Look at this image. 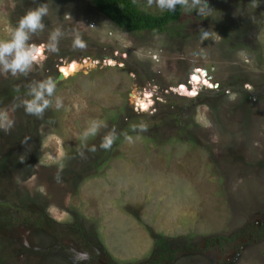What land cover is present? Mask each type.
Returning a JSON list of instances; mask_svg holds the SVG:
<instances>
[{"label":"rangeland","instance_id":"1","mask_svg":"<svg viewBox=\"0 0 264 264\" xmlns=\"http://www.w3.org/2000/svg\"><path fill=\"white\" fill-rule=\"evenodd\" d=\"M40 3L46 27L30 42L61 27L59 51L27 77L0 74L10 102L0 109L14 120L0 140L25 126L34 142L23 163L0 162V208L28 219L0 231V264H72L73 249L89 253L82 264H156L167 250L174 258L163 264H264V2L208 0L211 16L181 9L156 33L116 27L91 0H0V39ZM76 34L85 48L72 47ZM58 71L64 79L42 118L11 111L29 83ZM92 119L108 124L86 142L95 152L79 140ZM132 120L148 130L125 133ZM113 127L120 140L101 149Z\"/></svg>","mask_w":264,"mask_h":264},{"label":"clouds","instance_id":"2","mask_svg":"<svg viewBox=\"0 0 264 264\" xmlns=\"http://www.w3.org/2000/svg\"><path fill=\"white\" fill-rule=\"evenodd\" d=\"M264 2V0H261ZM149 6L153 3L161 10L175 12L177 8L184 12H195L201 19L211 16L213 9L209 6L208 0H147ZM49 14L48 3H40L34 8H30L18 20L14 29L10 31L8 38L0 39V74H11L13 77H27L33 71L34 66L41 65L46 58L44 53H57L60 41L64 36L61 27H56L49 32L46 42L36 44L30 42L33 34L43 32L45 29L44 17ZM209 38L207 31L201 35V40ZM72 47L83 49L86 47L84 40L79 34L74 35ZM63 72L64 69L61 68ZM57 83L52 77L29 83L26 88L25 97L19 103L13 105L11 111L18 107H23L26 114L42 118L45 111L53 105V96L56 91ZM19 91V89H17ZM55 109L60 110L64 105L60 97H55ZM14 126V120L8 109H0V130L8 132ZM108 124L104 119H92L79 134L81 145L86 147L89 152L97 150L96 145L87 146L89 138L95 137L101 129L107 128ZM133 132H146L148 125L140 123L132 125ZM124 139L129 143L133 142V137L124 133ZM118 133L113 127L102 138L99 147L108 150L117 139ZM137 139L139 137H136ZM83 155V153H81ZM23 163V160L21 161ZM57 163V161H53ZM62 166V165H61ZM59 179V177H57ZM72 251V264H82L90 259V255L85 251Z\"/></svg>","mask_w":264,"mask_h":264},{"label":"trees","instance_id":"3","mask_svg":"<svg viewBox=\"0 0 264 264\" xmlns=\"http://www.w3.org/2000/svg\"><path fill=\"white\" fill-rule=\"evenodd\" d=\"M91 2L101 14H103L111 21V23H113L116 27L128 32L148 31L161 33L166 29L168 25L172 24V22H177L181 13V9L179 8H177L175 12L162 11L157 14L145 12L139 7V4L135 0H91ZM18 87L15 88L13 85L11 86V84H9L7 86V89L9 93L12 90L17 91V89H19L18 92H21L23 94L24 91H22L21 89L22 86ZM7 89L6 91H4L7 92ZM163 98L165 99V103L171 102V97L169 95H165L163 96ZM8 100L9 99L6 93L0 91V104L7 105L10 103L8 102ZM134 118L135 116L132 115L131 119ZM132 122L133 120L128 125L126 124L127 130L125 131V133L128 131V134L133 133V131L131 130ZM24 127L25 126H22V128L11 137L9 136V139H7L6 137L5 142H2L0 140V162L3 161V164L5 162L11 163V160L22 161L23 158H25V152H27L28 150L33 153L34 142L32 141L33 135L30 132L33 129L31 128L27 135H23L26 129ZM118 140L120 139L117 137L115 141ZM2 202L3 201L0 202V207L5 206V204H3ZM38 213L40 212L38 211L37 214ZM41 217L42 215H39V217H37L39 218V220H36L38 221L36 223L41 224V221L43 223ZM20 219H23L24 221L28 220L26 216L18 217L17 210H13V208L11 209L9 207V204L8 208H0V231H5L11 229V227H15L16 221ZM0 242L3 243V239L1 241L0 238ZM174 252L175 250H167L165 254H163L158 260L155 261L156 264H163L164 261L165 263H170L174 258Z\"/></svg>","mask_w":264,"mask_h":264},{"label":"flooded vegetation","instance_id":"4","mask_svg":"<svg viewBox=\"0 0 264 264\" xmlns=\"http://www.w3.org/2000/svg\"><path fill=\"white\" fill-rule=\"evenodd\" d=\"M174 22H172V24H173ZM171 25V24H170ZM236 33V32H235ZM249 235V237L250 236H252V233H251V231H250V233L248 234ZM254 235V234H253ZM216 242H218V240H216ZM228 244L230 243L229 241L227 242ZM243 245H240V246H235L231 251V255L232 256H230L231 258H237L239 255H240V250L241 249H243ZM227 261H228V263H227ZM227 261H225L223 264H232L233 262L229 259V258H227ZM234 261V260H233Z\"/></svg>","mask_w":264,"mask_h":264},{"label":"bare ground","instance_id":"5","mask_svg":"<svg viewBox=\"0 0 264 264\" xmlns=\"http://www.w3.org/2000/svg\"><path fill=\"white\" fill-rule=\"evenodd\" d=\"M197 74H201L202 75V72L200 70L196 71ZM196 74V75H197ZM64 76V75H63ZM194 76V75H193ZM193 76L192 78H190V82L191 80L193 79ZM204 77V76H203ZM136 101V100H135ZM137 105H139L142 109H145L147 108L148 106V102L146 100H143L142 102H140V99H137Z\"/></svg>","mask_w":264,"mask_h":264},{"label":"water","instance_id":"6","mask_svg":"<svg viewBox=\"0 0 264 264\" xmlns=\"http://www.w3.org/2000/svg\"><path fill=\"white\" fill-rule=\"evenodd\" d=\"M63 79H64L63 74L60 71H58L55 81L58 82V81H61ZM148 91H151L152 93H155V91H153V90H148Z\"/></svg>","mask_w":264,"mask_h":264},{"label":"built area","instance_id":"7","mask_svg":"<svg viewBox=\"0 0 264 264\" xmlns=\"http://www.w3.org/2000/svg\"><path fill=\"white\" fill-rule=\"evenodd\" d=\"M204 75L206 76L205 70H204ZM205 76H204V77H205Z\"/></svg>","mask_w":264,"mask_h":264}]
</instances>
